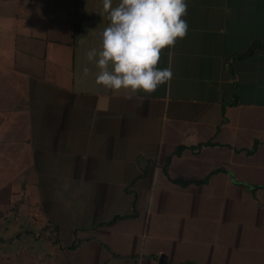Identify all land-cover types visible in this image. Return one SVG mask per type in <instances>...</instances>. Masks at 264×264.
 I'll return each mask as SVG.
<instances>
[{"label":"crops","instance_id":"1","mask_svg":"<svg viewBox=\"0 0 264 264\" xmlns=\"http://www.w3.org/2000/svg\"><path fill=\"white\" fill-rule=\"evenodd\" d=\"M186 2L148 94L96 83L103 0H0V264H264V0Z\"/></svg>","mask_w":264,"mask_h":264},{"label":"clouds","instance_id":"2","mask_svg":"<svg viewBox=\"0 0 264 264\" xmlns=\"http://www.w3.org/2000/svg\"><path fill=\"white\" fill-rule=\"evenodd\" d=\"M110 24L102 32V50L87 53L96 60L99 73L96 83L114 91L154 93L173 78V53L169 51L168 66L160 68L163 50L175 47L188 33L186 0H103ZM225 13L230 10L225 7ZM111 65V69L109 68ZM84 74L89 69L84 68Z\"/></svg>","mask_w":264,"mask_h":264},{"label":"rangeland","instance_id":"3","mask_svg":"<svg viewBox=\"0 0 264 264\" xmlns=\"http://www.w3.org/2000/svg\"><path fill=\"white\" fill-rule=\"evenodd\" d=\"M22 229L24 228L20 226V223L13 224V222H9L8 224H4V226L0 227V256H2L3 254H6L7 256H12V254H14V250L17 247V244L22 245L24 244V241L27 242V240L33 241V239H31V236L27 237L25 231H23ZM15 237L16 239H13ZM50 243L51 242L48 237V234L41 233L40 239L36 240V244L39 247V249H37L39 250L38 252L41 256L45 253V251L49 250Z\"/></svg>","mask_w":264,"mask_h":264},{"label":"trees","instance_id":"4","mask_svg":"<svg viewBox=\"0 0 264 264\" xmlns=\"http://www.w3.org/2000/svg\"><path fill=\"white\" fill-rule=\"evenodd\" d=\"M245 56V55H244ZM175 184L177 185H180V186H188V185H191V184H196L195 181H182V180H175L174 181ZM115 220V219H114ZM36 226L38 227H44V225H40L38 224L36 221L34 222ZM40 225V226H39Z\"/></svg>","mask_w":264,"mask_h":264},{"label":"water","instance_id":"5","mask_svg":"<svg viewBox=\"0 0 264 264\" xmlns=\"http://www.w3.org/2000/svg\"><path fill=\"white\" fill-rule=\"evenodd\" d=\"M160 264H163V258H161V260H160Z\"/></svg>","mask_w":264,"mask_h":264}]
</instances>
